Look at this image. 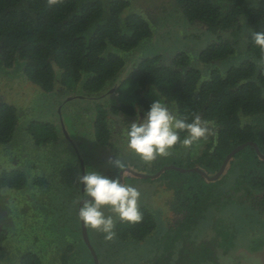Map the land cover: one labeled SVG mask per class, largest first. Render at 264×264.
Listing matches in <instances>:
<instances>
[{
	"label": "trees",
	"instance_id": "trees-1",
	"mask_svg": "<svg viewBox=\"0 0 264 264\" xmlns=\"http://www.w3.org/2000/svg\"><path fill=\"white\" fill-rule=\"evenodd\" d=\"M167 3L168 12L163 4L143 6L138 0H0V92L8 89V82L22 80L21 75L54 103L63 95L103 102L107 91L129 86V98L118 95L121 105L111 103L113 94L104 103L115 115L131 117L129 124L158 99L167 100L179 119L191 122L199 116L214 122L213 134L198 152L194 145L177 144L152 174L161 171L154 179L161 185L160 194L167 196L155 201L169 209L163 208L166 221L170 213L180 217L169 226V235L163 237L167 248L157 250L156 261L186 264V257L198 253L196 264H221L212 248L221 249L232 240L229 232L236 219L222 216L234 207L249 224L241 229L247 236L239 235L251 254L260 256L264 244L255 248L250 235L262 232L251 230L246 210L264 218V52L252 42L253 33L264 31V3ZM104 105L92 119L102 147L111 137ZM60 114L26 129L19 126L25 113L0 101V264H95L78 216L83 185L77 177L87 166L94 170L96 162L78 150L72 155L73 141ZM180 135L183 139L185 134ZM24 145L36 153L30 162L24 159ZM242 145L224 173L209 181ZM120 171L114 167L104 174L117 178ZM139 208L140 223L116 217L114 243L102 233L95 240L87 227L99 264L120 258L124 250L117 243L155 236L153 213ZM34 209L38 217L44 216L42 226L35 217L21 220ZM241 245L236 241L231 251L241 250Z\"/></svg>",
	"mask_w": 264,
	"mask_h": 264
},
{
	"label": "rangeland",
	"instance_id": "rangeland-1",
	"mask_svg": "<svg viewBox=\"0 0 264 264\" xmlns=\"http://www.w3.org/2000/svg\"><path fill=\"white\" fill-rule=\"evenodd\" d=\"M138 3L143 6L163 4L164 8L166 9L165 11L168 12L167 7H169V4L167 3V0H138ZM21 76L23 78L22 80H19L18 82H8V89L5 92L4 90L0 92V101H4V103L16 107L18 111L21 109L22 112L25 113L24 121L22 119L23 123H21V120L19 118L20 127H25L26 129H28L29 126H34L33 124L35 123L51 122L50 119L53 114L54 118L57 119L58 114L61 113L60 115L63 120L65 130L68 133L70 140L73 141L74 150L71 149L72 155H74V153L78 150L79 153L81 155H85L87 159L95 161L96 165L93 167L94 170L102 174L114 168V166L109 163V161L115 160V158H117L125 165V167L121 169L120 173L131 166L137 172L150 176L148 178H141L125 171L123 175V183L136 187L141 194L138 202L139 207L147 208L153 213L154 220L157 223V226L154 229L155 236L153 238H148L140 243H117V249L124 250V252L119 259L113 260L112 264H160L156 261L160 257L157 253V250L159 249V253H162V249L165 246L166 241V239L164 240L163 237L169 235V229H171L169 226L174 225L175 222L180 218L179 216L172 213L169 216L170 221H166V216L168 213L166 210H163V208H168L164 206L163 203L155 201V199L159 196L161 198H165L164 196H167L165 194H160L162 191V188L160 187L161 185H159L156 179H154V177L161 171L156 173L155 175H152L154 174V170L159 169V167L163 164V161L161 160L162 157H157L154 161L146 163L137 155L133 154L131 151H128L127 143H125V141L121 139V129L124 130V128L126 127V122H120L122 126L116 125V129L111 130V137L108 144H106L107 146H99L94 136L95 129L94 123H92V119L95 114V109L97 110L96 112H99V110L102 109L101 106L106 103L105 101H107V99L109 98V94H113V97L115 98V100H112V104H115L116 101L119 102L120 99H118V95L120 96L121 100L129 98L127 95V89H129V86H123L121 89L117 90V92L110 90L109 93L105 94L102 98L104 99L103 102L100 99L91 100L87 97L84 98L82 96L74 97L73 95H63L59 97V99L55 98L54 103L53 101H50L52 99H48L49 97H46V94L41 90L40 87L26 80L24 75ZM125 77L126 74L124 73L122 78H120L116 83V87L120 85V83L123 81V78L125 79ZM93 101L97 102L92 103ZM98 102L100 104L102 103V105H100ZM125 104L130 105V103H128L127 101L125 102ZM22 105H24V107H22ZM105 105L104 108L108 112V118H121L119 115H115L112 112L111 105ZM119 105H121L120 102ZM142 116L143 115H141V117ZM114 131V136H112ZM207 138L193 144L197 149L195 150L196 152H198L199 149L202 148V145H204V143L207 141ZM77 140L79 144L77 143ZM88 141L90 143L89 147H91L90 150L88 147L86 148ZM31 149V146L27 145L25 147L24 145V159H26L27 162L33 160V157L36 154L35 152L31 151ZM85 156H83L82 159L84 161H87ZM73 157L76 159L75 156ZM165 162L166 164H168L171 161L167 159ZM134 169L133 171H135ZM86 170H90V167L87 166ZM223 212L224 214L222 217H232L236 219L234 229L233 227H231L230 229L232 230V232H229L234 237L229 235V238L232 240L228 242L226 241V244L222 246L221 249L212 248V252L213 254H215L217 260L221 264H264V252H262L260 256L252 255L248 250V246L244 242L246 240L244 238L247 235L242 233L241 229L249 228V224L246 223V218H242L240 216L239 208L234 207V209H229L228 211L224 210ZM246 212L249 214L247 217L248 220H252L251 230L256 233L259 231L262 232V234L250 235L251 244H253V246L257 248L258 246L264 244V230L259 227V221H263L262 223L264 224V218H257L255 214H250L249 210H246ZM105 214L113 215L116 225L117 218L115 214L107 211L105 212ZM38 215L39 214H37L36 210L34 209L28 216L27 214L23 216L21 220L27 221V219L29 218L32 221L35 217L37 223H40V226H42L44 216L38 217ZM243 217H245V215ZM223 223H226V228L230 227V223H228L227 220H225ZM206 225L207 223H204V226ZM88 229L89 234L94 236L95 240L101 234L98 231H94L90 228ZM30 232L31 228L26 231V233L28 234ZM239 232L243 235L244 238H241ZM236 241H238L240 245L242 244V249L236 252L234 250L231 251V247L236 243ZM112 242L114 243L113 240ZM166 248L167 247L165 246L163 250H166ZM227 250H230V252H227ZM185 253L186 255L184 256L190 255L187 248L185 250ZM196 254L198 253H193L191 255L193 259L186 257L184 259L186 264H189V262H192L191 264H196V261L200 259L198 257L199 255L195 257ZM177 260H179V258ZM167 264L175 263L170 260L169 262H167ZM179 264L183 263L180 262Z\"/></svg>",
	"mask_w": 264,
	"mask_h": 264
},
{
	"label": "clouds",
	"instance_id": "clouds-1",
	"mask_svg": "<svg viewBox=\"0 0 264 264\" xmlns=\"http://www.w3.org/2000/svg\"><path fill=\"white\" fill-rule=\"evenodd\" d=\"M264 3V0H261ZM252 42L264 52V31L253 33ZM214 122L195 116L191 122L177 118L167 100H155L142 117L129 124L125 133L128 149L144 162L171 154L177 145L191 147L194 143L213 134ZM181 133H184L181 139ZM118 170L125 165L117 158L110 160ZM83 185L79 201V220L88 228L104 235L106 241L115 238V221L111 212L122 222L140 223L143 219L139 208L140 192L120 177L112 178L95 170H85L77 177Z\"/></svg>",
	"mask_w": 264,
	"mask_h": 264
},
{
	"label": "water",
	"instance_id": "water-1",
	"mask_svg": "<svg viewBox=\"0 0 264 264\" xmlns=\"http://www.w3.org/2000/svg\"><path fill=\"white\" fill-rule=\"evenodd\" d=\"M242 148H244V145H242V146H239L238 148H236L227 158H226V160L224 161V163H223V165H222V167H221V169H220V171L214 176V177H207L208 179H209V181H215V180H217L223 173H224V170H225V168H226V166H227V164H228V162H229V160L231 159V157L237 152V151H239V150H241ZM196 171H198V172H201L204 176H207L206 175V173H204V172H202V171H200V170H198V169H195ZM124 171H127V172H130V173H132V174H134L135 176H137V177H141V178H148V177H150V176H148V175H144V174H141V173H138V172H135V171H133L132 169H126V170H124ZM124 171H122L121 173H120V179H121V182L123 183V175H124ZM156 177V176H155ZM154 177V178H155ZM82 226H83V236H84V238H85V241H86V243H87V245H89V248H90V250L92 251V253H93V255H94V259H95V264H99V261H98V257H97V254L95 253V250H94V248L91 246V244H90V242H89V239H88V233H87V227L82 223Z\"/></svg>",
	"mask_w": 264,
	"mask_h": 264
},
{
	"label": "flooded vegetation",
	"instance_id": "flooded-vegetation-1",
	"mask_svg": "<svg viewBox=\"0 0 264 264\" xmlns=\"http://www.w3.org/2000/svg\"><path fill=\"white\" fill-rule=\"evenodd\" d=\"M107 93H109V91H107L105 94H107ZM105 94H103V95H105ZM121 118H116V119H111V118H107V124H108V126H109V128H110V130H115L116 129V125H121L120 124V122H126V125H127V123L129 124V121H130V119L131 118H125L124 116H121V115H119ZM121 120V121H120ZM132 123V122H131ZM130 123V124H131ZM122 126V125H121ZM123 132H124V134L126 133V129L125 130H122L121 129V133H122V136H121V139L122 140H124L125 141V143H127L126 142V135H124L123 134ZM114 133H115V131L113 132V134H112V136H114ZM127 149H128V147H127ZM128 151H130L129 149H128ZM129 168H131L132 170L134 169L133 167H129ZM126 169H128V168H126ZM125 169V170H126ZM135 170V169H134ZM135 172H137L136 170H135ZM139 173V172H138ZM172 213H170V215H171ZM174 214V213H173Z\"/></svg>",
	"mask_w": 264,
	"mask_h": 264
}]
</instances>
